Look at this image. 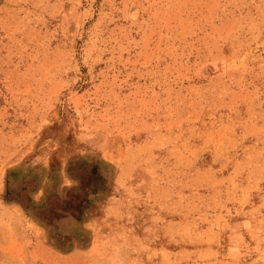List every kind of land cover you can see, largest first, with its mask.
Wrapping results in <instances>:
<instances>
[{
	"label": "rangeland",
	"instance_id": "obj_1",
	"mask_svg": "<svg viewBox=\"0 0 264 264\" xmlns=\"http://www.w3.org/2000/svg\"><path fill=\"white\" fill-rule=\"evenodd\" d=\"M0 264H264V0H0Z\"/></svg>",
	"mask_w": 264,
	"mask_h": 264
}]
</instances>
